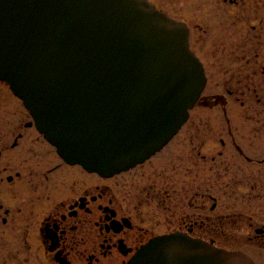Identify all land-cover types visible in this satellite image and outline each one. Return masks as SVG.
Instances as JSON below:
<instances>
[{
	"label": "water",
	"instance_id": "obj_1",
	"mask_svg": "<svg viewBox=\"0 0 264 264\" xmlns=\"http://www.w3.org/2000/svg\"><path fill=\"white\" fill-rule=\"evenodd\" d=\"M186 22L148 0H0V81L69 163L111 175L177 133L207 77ZM127 264H255L181 233Z\"/></svg>",
	"mask_w": 264,
	"mask_h": 264
},
{
	"label": "flooded vegetation",
	"instance_id": "obj_2",
	"mask_svg": "<svg viewBox=\"0 0 264 264\" xmlns=\"http://www.w3.org/2000/svg\"><path fill=\"white\" fill-rule=\"evenodd\" d=\"M0 84L8 89L5 83ZM1 103L0 99L2 113ZM21 109L11 111L19 115L17 122H0V248L4 244L15 248L0 264H26L29 259L24 253L31 254L32 248L38 264H126L152 238L171 232L239 249L224 245L228 234L223 227L231 215L216 214V197L210 187L204 190L200 181L195 186L183 180L180 189L190 196L191 207L190 211L182 208L176 220L165 217L155 222L139 209L150 200L172 213L179 208L176 202L171 211L175 183L165 170L157 168L153 157L181 131L190 115L160 151L126 170L103 175L63 160L30 114ZM134 174H139L144 184L140 185ZM157 178L163 181L158 183ZM206 207L210 214L202 215ZM244 215L236 214L237 221ZM161 223L165 229L159 231L156 226ZM254 232L252 239L264 241V224Z\"/></svg>",
	"mask_w": 264,
	"mask_h": 264
},
{
	"label": "rangeland",
	"instance_id": "obj_3",
	"mask_svg": "<svg viewBox=\"0 0 264 264\" xmlns=\"http://www.w3.org/2000/svg\"><path fill=\"white\" fill-rule=\"evenodd\" d=\"M152 1L191 28V47L203 61L207 75L201 100L218 93L227 102L207 106L199 101L181 131L153 157L157 168L165 170L175 183L177 193L170 199L171 211L179 203L177 211H165L156 200L145 202L139 209L155 222L165 217L176 220L182 208L190 211L191 207L190 196L180 189L183 180L195 186L200 181L202 188L210 187L216 197V214L231 215L223 227L228 234L224 245L239 248L257 264H264V241L252 239L254 229L264 224V0ZM239 76L247 85L237 81ZM0 99L5 110L3 115L0 112V122H17L19 115L11 111L23 110L21 102L2 84ZM134 176L144 184L139 174ZM162 181L157 178L158 183ZM189 189L190 185L186 191ZM210 204L207 201V207ZM207 207L202 215L210 214ZM240 212L245 215L237 221ZM156 228L165 229L162 223ZM12 250L15 248L4 244L0 260ZM31 251H25L24 258L29 259L25 263L38 264L34 248Z\"/></svg>",
	"mask_w": 264,
	"mask_h": 264
},
{
	"label": "trees",
	"instance_id": "obj_4",
	"mask_svg": "<svg viewBox=\"0 0 264 264\" xmlns=\"http://www.w3.org/2000/svg\"><path fill=\"white\" fill-rule=\"evenodd\" d=\"M241 79H243V77H240L237 81H239V83L243 86V84L245 83V85H247V83L246 82H242V80Z\"/></svg>",
	"mask_w": 264,
	"mask_h": 264
}]
</instances>
